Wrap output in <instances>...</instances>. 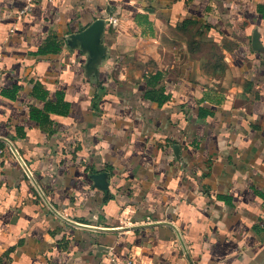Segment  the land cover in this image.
<instances>
[{
	"label": "crops",
	"instance_id": "obj_1",
	"mask_svg": "<svg viewBox=\"0 0 264 264\" xmlns=\"http://www.w3.org/2000/svg\"><path fill=\"white\" fill-rule=\"evenodd\" d=\"M24 4L0 0V264H264V0ZM98 17L96 80L65 39Z\"/></svg>",
	"mask_w": 264,
	"mask_h": 264
},
{
	"label": "water",
	"instance_id": "obj_2",
	"mask_svg": "<svg viewBox=\"0 0 264 264\" xmlns=\"http://www.w3.org/2000/svg\"><path fill=\"white\" fill-rule=\"evenodd\" d=\"M106 24H107V21L105 18L98 17L95 20H93L91 23H89L84 29L78 32L68 34L65 39L66 44L69 48L71 49L77 48L83 54H85V62L83 65L84 73L87 77L94 75L96 80H98L100 66L103 64V61L109 49L108 46L104 43ZM1 139H4V138H1ZM6 141L10 145V148L16 155V158L18 159V161L24 168L26 174L31 179L34 186L37 188V190L39 191L43 199L46 201V203H48L42 191L40 190L38 184L36 183L33 176L31 175L28 167L26 166V164L24 163V161L18 154L15 147L8 140ZM91 178L93 179L94 184L107 195L108 194V173L106 171L97 172V173L92 174ZM48 205L51 207L49 203ZM51 209L54 210L52 207ZM54 212L58 216H60L62 219H64L65 221L72 223V224H76L74 221L63 217L57 211L54 210ZM159 223H168L172 225L169 222H154L152 224H159ZM142 225H148V224H142ZM136 227H141V225H137ZM97 229H102V228H97Z\"/></svg>",
	"mask_w": 264,
	"mask_h": 264
},
{
	"label": "built area",
	"instance_id": "obj_3",
	"mask_svg": "<svg viewBox=\"0 0 264 264\" xmlns=\"http://www.w3.org/2000/svg\"><path fill=\"white\" fill-rule=\"evenodd\" d=\"M40 1L41 0H25V4L19 13L25 14V13L29 12L33 8V6ZM47 1H53V0H47ZM113 264H115V263H113Z\"/></svg>",
	"mask_w": 264,
	"mask_h": 264
},
{
	"label": "rangeland",
	"instance_id": "obj_4",
	"mask_svg": "<svg viewBox=\"0 0 264 264\" xmlns=\"http://www.w3.org/2000/svg\"><path fill=\"white\" fill-rule=\"evenodd\" d=\"M184 30L186 31L185 33H186L187 35H188V34H189V35H190V34H191V35H194L193 33H195V27H194V26H192V27L190 26L189 28L184 29ZM195 34H198V32L195 33ZM207 48H208V46H207Z\"/></svg>",
	"mask_w": 264,
	"mask_h": 264
}]
</instances>
